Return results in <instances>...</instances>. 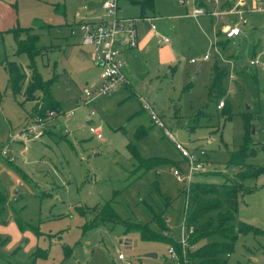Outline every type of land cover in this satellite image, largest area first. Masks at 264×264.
<instances>
[{"label":"rangeland","instance_id":"rangeland-1","mask_svg":"<svg viewBox=\"0 0 264 264\" xmlns=\"http://www.w3.org/2000/svg\"><path fill=\"white\" fill-rule=\"evenodd\" d=\"M102 1L0 0V264H123L120 252L130 264H174L163 256L180 234L185 195L174 169L186 164L146 104L186 148L205 152L195 180L222 183L240 171L251 174L241 180L235 214L249 228L238 231L228 256H220L225 264H264V68L250 63L264 61V0H246L249 8L263 9L242 25L243 36L229 40L222 27L231 17L191 14L212 0H156L148 12L158 15L154 23L173 40L168 52L153 39L150 47L126 55L131 83L81 104V95L100 82L101 67L93 49L71 34V23L75 9ZM120 5V14L141 15L132 0ZM40 21L51 25L40 27ZM35 22L34 53L20 51L16 30ZM29 35L20 30V38ZM11 61L29 76L35 71L54 79L55 99L65 111L74 110L71 122L57 116L55 128L41 138L11 140L34 119L37 105L8 86ZM215 63L226 69L219 99L225 107L209 93ZM91 125L102 127V138ZM243 145L253 149L246 164H230ZM137 152L150 165H142ZM158 218L165 219L163 226ZM132 223L175 240L144 238L127 229ZM212 240L203 237L195 248Z\"/></svg>","mask_w":264,"mask_h":264},{"label":"built area","instance_id":"built-area-1","mask_svg":"<svg viewBox=\"0 0 264 264\" xmlns=\"http://www.w3.org/2000/svg\"><path fill=\"white\" fill-rule=\"evenodd\" d=\"M188 0H178L184 3ZM214 4H219V0H213ZM120 0H103L96 6H88L85 4L80 11L76 12L75 21L71 23V34L80 36L83 44L93 49L96 62L101 66V80L93 89H88L86 93L81 95L80 103H89L101 94L110 93L117 89L120 85L128 84L130 78L128 76L127 62L124 59V51L132 49L139 44L138 34V17L120 14ZM258 10L263 9L258 6ZM208 13L218 18H223L227 14H233L234 20L232 24L223 27L225 37L230 39L242 32V25L248 22V15L244 8V1L238 0L233 6L223 9H207L202 5H195L191 14L197 16ZM152 18V17H148ZM153 29H157L155 23L152 24ZM164 42H169L170 37L162 35ZM208 54H204L203 58H207ZM252 65H258L264 68V61L258 58L250 60ZM224 100H220L218 107L223 105ZM150 110L151 118L154 123L165 128V134L174 141L176 147L180 151L186 167L176 165L174 175L183 188L185 195V206L182 215L180 234L177 238V245L171 244L167 254L163 256L165 260H169L174 264H193L189 257V252L195 249V243L190 242V237L194 233V225L189 224L186 215V206L188 202L189 187L197 173L201 172L204 167L202 155L205 154L201 150L202 155L186 148L175 136V134L167 128L166 123L161 119L159 113L150 105L146 104ZM74 110L61 113L56 110H49L45 116H38L30 119L23 127L15 131L11 140L31 141L39 139L45 133L47 127L57 116L69 118ZM90 131L98 138L103 137V130L100 125H91ZM4 153H8V146L3 149ZM119 258L123 260V264H130L126 260L125 254L120 252Z\"/></svg>","mask_w":264,"mask_h":264},{"label":"trees","instance_id":"trees-1","mask_svg":"<svg viewBox=\"0 0 264 264\" xmlns=\"http://www.w3.org/2000/svg\"><path fill=\"white\" fill-rule=\"evenodd\" d=\"M132 1L141 5L143 12L142 16H144L146 9L153 10L155 8L156 0ZM36 25H38V22H35L34 25L30 27L16 30L20 51H27L31 54L34 53L35 43L39 39V34L33 32L31 29L35 28ZM50 25V22L45 21H40L39 24L40 27ZM23 29L28 30V34H30L29 40L19 37L20 30ZM8 71V86L13 92L18 93L23 91L27 98L36 100L37 105L35 106L32 117L37 118L38 116H45L49 110L60 111L64 108V103L55 99L53 90L51 89L52 83L55 82L54 79H44L35 71L31 72V76H29L16 61L8 62ZM225 74V68L220 67L217 63L213 65V80L209 87V93L212 99L219 101L220 97L224 95L225 88L222 81ZM38 92L39 95H41V100L38 99L39 95H35ZM226 104V101H224L221 107H225ZM250 153H253V149L247 147V145H243L237 152L231 155L229 162L233 165L246 164L245 159ZM136 154L141 160L142 165H150L148 159L142 157L138 152ZM248 175L251 174L240 171L234 178L225 179L222 183L205 182L194 179L190 184L186 206L188 223L194 225V233L190 237V242L195 243V241L203 237L210 236L214 238V240L197 246L194 250L189 252V257L192 259L193 264H225V260L222 259L220 255L226 253V256H228L238 231H245L249 228L247 224L241 221H235V214L239 207V197L244 192L241 180ZM163 201L164 204L168 205L171 199L169 196H164ZM111 215L117 216V214L113 212ZM105 218L107 217L105 216ZM163 220L165 219H156L159 226H163L165 223ZM132 224H128L127 229H135L141 232L144 238L175 240L171 237L164 236V234L158 233L151 226L147 228L143 225L136 226Z\"/></svg>","mask_w":264,"mask_h":264},{"label":"crops","instance_id":"crops-1","mask_svg":"<svg viewBox=\"0 0 264 264\" xmlns=\"http://www.w3.org/2000/svg\"><path fill=\"white\" fill-rule=\"evenodd\" d=\"M238 0H236V1H233V0H226L225 2H224V4H222V5H220L219 6V4H214L213 3V0L211 1V3H210V6L209 7H207V6H205L204 5V7H206L207 9H223V8H228V7H231V6H233L236 2H237ZM244 1V8L246 9V14L248 15V17L250 16V15H252V13H254V12H258V11H261V10H258L257 8H258V6L257 7H253V8H249L248 7V3H247V1L246 0H243ZM101 3V2H100ZM100 3H97V4H95V5H93V6H96V5H98V4H100ZM120 7H121V5H120ZM78 9V8H77ZM77 9H75V11H74V13H75V19H77V17H76V12L77 11H80L81 9L79 8L78 10ZM121 10V9H120ZM153 10H155V8L153 9ZM142 11V10H141ZM156 13V12H155ZM142 14H143V12H141V15L140 16H136V17H141L142 16ZM203 14H206V15H209V16H211L212 18L214 17V16H212V15H210V14H208V13H203ZM201 15V14H200ZM133 16V15H132ZM158 15L157 14H154V15H151L149 12H148V9H146V12H145V14H144V16H142V17H144L143 19V22H141L140 24L138 23V34H139V44H138V46L137 47H135V48H132V49H127V50H125L124 51V59L126 60V55H129V57H131V56H133V55H135V51H138V50H142V49H145L146 48V46H147V48L148 47H150L149 45H150V43L152 42V40L153 39H155L156 40V42L158 43V45H159V47H160V49L163 51V52H168V50H169V48L171 47V45H173L172 43H173V40H171V38H170V41L169 42H164V40H163V38H162V35H164V32L162 31V30H159L158 29V27H157V29L156 30H154L153 29V27H152V24L154 23V20L156 19V17H157ZM198 16V15H197ZM231 17V22H229L230 24H232L233 23V20H234V15L233 14H227L225 17ZM148 17H152V18H148ZM224 17V18H225ZM216 18H218V17H216ZM223 18V19H224ZM138 21H139V19H138ZM226 25H228V24H226ZM226 25H224V26H226ZM223 26V27H224ZM150 27H151V30H150ZM223 27H222V29H223ZM148 29H149V31H148ZM245 31H246V29H245ZM243 29H242V32L239 34V35H237V36H235V37H240V36H243L246 32H245ZM226 38V37H225ZM231 39V38H230ZM226 40H229L228 38H226ZM91 56H92V58H93V62L95 63V64H97V65H99L97 62H96V60H95V58H94V54H93V52L91 53ZM127 62V61H126ZM100 66V65H99ZM101 67V66H100ZM127 68H128V76L129 77H131V75H132V70H130V68H129V64H128V62H127ZM131 83V81L128 83V84H130ZM127 85V84H126ZM68 123L69 122H71V117L70 118H68V121H67ZM52 124V125H51ZM51 126L49 125L48 127H47V131H51L53 128H55V126L57 125V121H55V120H53L52 122H51ZM182 160H183V158H182Z\"/></svg>","mask_w":264,"mask_h":264},{"label":"water","instance_id":"water-1","mask_svg":"<svg viewBox=\"0 0 264 264\" xmlns=\"http://www.w3.org/2000/svg\"><path fill=\"white\" fill-rule=\"evenodd\" d=\"M252 134L254 133V128L252 127ZM150 255H154V256H156L157 254L156 253H151Z\"/></svg>","mask_w":264,"mask_h":264}]
</instances>
